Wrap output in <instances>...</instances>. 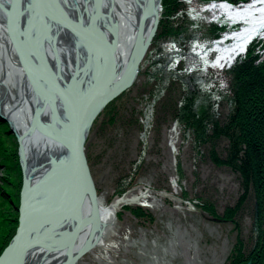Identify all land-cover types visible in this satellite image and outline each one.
<instances>
[{
	"label": "rangeland",
	"instance_id": "rangeland-1",
	"mask_svg": "<svg viewBox=\"0 0 264 264\" xmlns=\"http://www.w3.org/2000/svg\"><path fill=\"white\" fill-rule=\"evenodd\" d=\"M196 1L177 0L174 9L161 8L157 31L140 62L135 81L107 103L84 139L102 205H109L125 193L151 189L152 193L162 192L158 197L162 208L152 210L134 203L121 206L115 221L125 223L127 237L121 238L115 252L106 255L99 248H91L77 264H230L231 250L237 244L247 255L259 242L254 200L244 204L235 221L224 217L225 207L233 206L240 193L237 175L213 163L206 148L193 145L192 130L184 126L181 117L175 118L174 108L168 103L171 98L177 101V107L182 103L180 97L184 100L185 96H196L195 103L203 105L204 100L208 112L220 121L227 120L230 108L234 107L229 100V75L244 55L220 69L194 59L190 50L206 48L209 42L203 43V39L211 36L210 31L219 34L216 24L225 22L224 17L214 18L208 13L193 19L189 11L193 9L194 16L205 6L199 3L202 0ZM163 26L168 28L169 35L163 36ZM195 36L199 37L198 43L193 40ZM214 57L216 54L211 53L208 61H214ZM0 120V160L7 163L4 157L16 158L21 176L16 194L14 178L0 164V195L15 207L24 187L21 134L10 131L9 123ZM125 123L135 126L126 128ZM121 124L125 129L116 131ZM219 142V148L227 144L225 140ZM11 172L16 175L17 171L13 167ZM209 206L215 209L214 214L208 211ZM13 209L10 215L16 214L18 220L19 213ZM116 231L110 233L112 237H116ZM109 241L113 244L111 238Z\"/></svg>",
	"mask_w": 264,
	"mask_h": 264
},
{
	"label": "bare ground",
	"instance_id": "bare-ground-1",
	"mask_svg": "<svg viewBox=\"0 0 264 264\" xmlns=\"http://www.w3.org/2000/svg\"><path fill=\"white\" fill-rule=\"evenodd\" d=\"M147 8L146 0H0V119H7L12 128L10 131L21 134L23 191L29 205L49 193L46 187L38 194L39 185L36 184L43 177L49 181L50 175L57 174L55 168L63 161V155L66 156V152L62 154L64 136L62 139L59 137L63 130L56 132L55 137L58 138L54 139L44 128L48 130L51 125L54 130L63 128L69 120V106L76 103V112L77 109L80 112L75 119L79 123L83 121L85 110L96 112L85 137L89 135L94 120L107 105L98 103L100 99L94 95L96 83L101 81L107 68L111 69L113 83L121 80L119 77L125 69L128 51H131L137 31L145 23ZM192 11L189 14L193 19L208 13L214 18L229 20V26L224 24L219 39L209 45L217 55L213 62L215 67L230 64L243 54L246 45H253L257 38L264 36V0L239 6L213 2L200 8L194 16ZM6 14H9L12 29L17 31V35L13 32L8 37L3 23ZM199 21L201 24L202 19ZM114 44L117 52L111 66ZM190 51L194 59L202 63L207 61L209 53L202 47ZM202 104L207 105L204 100ZM193 109L198 115L202 114L198 103L194 102ZM233 113L234 108H230L228 116ZM125 125L126 128L135 126ZM123 129L125 126L121 124L116 131ZM46 179L44 182L47 183ZM137 194L128 193L126 196L132 198ZM160 194L163 195L161 191L147 193L144 199L150 203L148 209L162 208L158 198ZM85 195L74 211L70 210L69 196H61L54 209H45L49 213L43 215L47 218L52 213L54 220H42L43 227L37 230H32L31 225L25 226V236L21 239L24 250L22 264L64 262L68 256L69 236L72 238L76 232L79 235L75 249L90 245L91 248H99L102 254L115 252L121 238L127 237L125 223L115 221L117 205L105 206L98 200L100 218L84 220L82 227L76 216L81 210L84 218L89 214ZM64 204L67 212L61 208ZM256 207L254 204L253 208ZM254 218L257 219L255 212ZM115 230L116 237H112L110 233ZM5 264H11L10 260Z\"/></svg>",
	"mask_w": 264,
	"mask_h": 264
},
{
	"label": "trees",
	"instance_id": "trees-1",
	"mask_svg": "<svg viewBox=\"0 0 264 264\" xmlns=\"http://www.w3.org/2000/svg\"><path fill=\"white\" fill-rule=\"evenodd\" d=\"M227 1L239 4L249 0ZM177 5V0L162 1V8L166 11L174 9ZM161 31L163 36L169 35L166 26H163ZM212 34L216 36L215 32ZM255 44L248 48L244 59L235 64L230 71L231 98L229 100L234 104V113L228 116L227 120L220 121L219 117L209 113L207 107L202 105H200L202 114L198 115L193 109L196 96L194 98L185 96L184 100L180 97L182 103L177 107L175 106L177 101L174 102L171 98L168 101L174 108L175 118L181 117L184 126L192 130L193 145L198 149L206 148L213 163L227 167L237 175L240 193L233 206L225 207L224 217L235 221V217L244 209V204L251 198L257 206L253 210L258 220L256 239L259 242L247 255L242 252V245L237 244L231 250L230 264H247V262L264 264V234L261 235L264 233V57L260 54L258 43ZM261 46L264 47V42ZM0 123H2L1 120ZM4 126L8 131L5 124ZM220 140L227 142L225 147H218ZM1 158L3 157L0 156ZM4 158L7 163H2L0 160V164L4 165L6 172L14 178L13 192L17 194V183L20 182L21 176L16 158L12 160ZM13 167L14 172L17 171L16 175L11 174ZM13 197L17 196L13 194ZM13 205V202L4 195H0V254L17 228L16 214L13 217L10 212L13 208V211H18L19 203H16L15 207ZM208 211H211V214L215 213V209L211 206L208 207Z\"/></svg>",
	"mask_w": 264,
	"mask_h": 264
},
{
	"label": "water",
	"instance_id": "water-1",
	"mask_svg": "<svg viewBox=\"0 0 264 264\" xmlns=\"http://www.w3.org/2000/svg\"><path fill=\"white\" fill-rule=\"evenodd\" d=\"M161 1L162 0H146L148 3V8L146 9V20L141 26L139 32L137 31L136 33L135 40L132 43L131 51L130 49L128 51L129 56L126 61L125 69L122 75L119 77L121 80L113 83L115 80H113L111 69L107 68L103 77L101 78V81L96 83L94 88L96 90L94 95H97V99H100L98 103L101 102L102 104H107L112 99L117 97L122 91L128 89L135 81L139 71L140 62L142 61L143 56L149 47L157 29ZM10 6L11 3L8 4V8H10ZM3 23L5 28H7L6 32L8 33V37H10V35L12 36L13 32L17 35V31H13L12 29L9 20V14H6L5 21L3 20ZM9 27L11 29H9ZM111 51H113L111 56L112 66L114 56L117 52L115 44L113 45V49H111ZM76 105V103H72L69 106V120L67 123H64L63 128L54 130L52 125L48 130L44 128V131H48L54 139L58 138L55 137L57 134L56 132L63 130L59 137L62 139L64 136L62 142V154L66 152V156L63 155V161H61V163L56 166L55 170L57 171V174L50 175L48 178L49 181L46 179V177H43L41 181L36 184L39 185L38 194H41L40 192L43 188L48 187L49 189V193H47L45 196H42L40 200H36L35 203L33 202L32 205H29V202L24 198L25 191L23 190L25 186L23 187L20 196V204L18 207V226L15 235L0 256V264H5L7 260L8 262L10 260L11 264H22L24 250L22 248L21 239H23L25 236L23 235L25 233V226L31 225L32 230H37L40 227H43L41 226L42 220H54L55 216L52 213L50 215L48 214L49 216H47V218L43 215L45 213H49V211L45 209H54V206L59 202V198H61V196H69L70 199L68 200V204L70 206V210L74 211L75 209H78L77 207H79V201L82 200L83 195H87L85 196L90 207L89 214L86 216V218H84L83 211L81 210L76 216L77 222L82 227L84 226V220L88 221L89 219L93 220L95 218L96 220L98 217L100 218V205L98 202L95 185L90 174L89 166L87 164L84 149L86 131L88 129L89 122L91 121L92 115L94 116L96 112L93 113L91 109L87 112L85 110L86 114L83 115V121L79 123L75 119L78 115V112H80V109H77L76 112ZM72 106L75 108L72 109ZM37 119L39 120V116ZM73 125L75 131L73 130ZM45 179L47 180V183L44 182ZM147 193H152V190L144 189V191H140L137 196H133L132 198L127 197L126 195L128 193H125L122 196L113 199L109 206L117 205L118 209H120L121 206L134 203L143 207H147L150 204L146 199H144ZM141 198L143 199L141 200ZM64 205L61 208L67 212L66 205ZM57 223L58 222L56 221V224ZM78 235L79 233L76 232V234H73L72 238L69 236L70 245L68 246V256L65 261L60 264H77V261L82 257V255L91 249V247H89L90 245H86L78 250L75 249V244L77 241L76 238Z\"/></svg>",
	"mask_w": 264,
	"mask_h": 264
}]
</instances>
